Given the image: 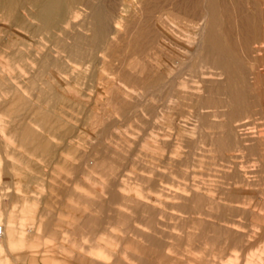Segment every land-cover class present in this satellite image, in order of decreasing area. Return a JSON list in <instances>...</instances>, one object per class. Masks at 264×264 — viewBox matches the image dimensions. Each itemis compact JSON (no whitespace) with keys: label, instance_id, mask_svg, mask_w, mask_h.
Instances as JSON below:
<instances>
[{"label":"rangeland","instance_id":"374dc122","mask_svg":"<svg viewBox=\"0 0 264 264\" xmlns=\"http://www.w3.org/2000/svg\"><path fill=\"white\" fill-rule=\"evenodd\" d=\"M132 1L133 0H87V5L90 9H86V11L88 14L90 13V16L92 15L91 18H93L94 21L87 14L88 18L85 19L86 22L96 23V21L100 20V22L103 23L104 19L106 21L111 20L110 22L108 21L110 25L104 20L107 24L104 23L102 27H100L103 30L101 37V39H103V44L98 47L97 51L95 50L96 52L93 50V53H95L94 55L98 57V59L95 56H93L94 58H90V60L88 59L90 62L87 60L88 63L84 66V68H86L85 73L79 76L76 75L77 79L74 77L75 74L70 75L67 73L69 74L67 75L66 72L63 73L58 71V67L56 68V66L54 67L52 65L56 61L55 59L57 56L53 58L54 61L49 57L48 66L39 68L36 64V57H39V53L43 54L49 51L38 43L41 41L43 35H38L40 38L38 36H31L24 29L11 25L7 19H0V40L2 41V39L8 35L9 40H15L12 42L3 39L7 47L0 45V90H2V93L0 92V102H7L4 106L3 104L0 105L1 107L3 106L2 109L0 107V110L2 112L5 110L4 113H7H0V118L10 120L13 116L18 120L20 119V122L24 123V125L29 124L30 127H37L35 130L39 129V131L48 136L51 142L49 145L50 150L48 149L46 151L47 153H45V155L43 154L44 157L39 154H36L37 156L33 154L28 155L24 149L18 152L10 146H0L1 149L3 148L2 150L0 149V225L5 229L8 228V225L16 228V233H14L10 239H5L0 236V264H90L85 258L87 253L91 250L97 253L102 247L103 250L101 252L103 253L104 251L103 255L106 257L110 252L113 254V257L110 258L112 264H114V262L115 264H226L229 260H235L233 264H264V210L261 209V206L264 209V146H261L259 148L260 151L257 150L258 152H251V150L244 148L242 145L236 144L235 140L229 137L228 134L226 135L230 130L229 127H233V122H235L234 120L236 119L238 120H236L234 126L239 123H244L251 130H264V76L256 78V76L251 75V73L255 74L257 72L264 74V64L258 66L256 63L245 61L246 56L251 57V55L256 54L251 50L250 43L249 45L247 44V39L249 38L248 30L249 28L251 29L253 24L257 23L256 19L253 20V18L247 17L245 8L243 7V1L239 0V2H241H238L239 5L236 3V6L240 8L237 11L238 8L236 10L234 9L236 6L231 7V5H234V3H231V0H220V4H222L220 13L222 12L221 16L224 21H222L221 28L219 32L217 31V34L219 37L220 35H225V37H220H223L221 40L226 41H221L222 47L225 44L226 46L223 47L225 49L229 44L226 50L229 51L230 49L232 54L234 53V55L240 58L238 63V65L240 64L239 66L235 65V68L231 66L234 72L230 69V66L227 67L228 78L225 83H229V85L227 84L228 86H226L225 84V86L229 89L231 87L232 90H230V92L226 89L227 96H222L217 89H220L221 86L214 87L207 92L203 90L205 87L204 85L208 84V79H217L220 77L213 74L217 72L216 69H214L216 66L215 63H213L211 59L207 61L204 60L205 58H202L204 55H198V53L200 55L204 53L203 46L206 45V41L200 43L197 39L202 30L200 16L205 13L201 0H137L138 2L134 0V3ZM131 4L134 10L128 7ZM184 6L188 9V15H190V17L186 16V18H184L185 14L183 11L181 12ZM169 7L171 11H168ZM179 9H181L180 12L182 14H180ZM232 9L235 11L233 10L234 12H232ZM226 10H229V12ZM239 11H242V14L245 15H239L241 13ZM170 14L171 16L169 17L168 15ZM237 14V18L234 17ZM1 15L0 13V17ZM71 16L73 17V14ZM191 16H193V20L189 19ZM120 17L124 18L122 22H124L123 30L126 36L125 40L130 37L128 41H125L129 43H127V45L124 41H122L124 42L123 44L122 42L113 41L118 38L116 35L111 34V31L115 30L112 28L113 24H115L114 20L116 19L119 21ZM239 17H241V19ZM183 21L187 22L189 26ZM188 21L192 22L189 23ZM241 21L244 22V26L243 24L239 26L240 23H243ZM179 22L181 23L175 25V23ZM163 23H166V26H164L165 24L163 25ZM199 23L201 25H199ZM90 25L93 28L92 24L87 23L88 27L85 24V27L79 29L90 35ZM106 26L112 29H106ZM242 26L243 28H241ZM104 27L105 29H103ZM194 27L198 28V30ZM244 28L245 30H243ZM191 29H194V32ZM6 30L10 31L7 33ZM164 32L170 36H165L166 33ZM238 32L241 35H239ZM17 35L20 36L18 37ZM131 42H133V44ZM102 46L104 47L102 48ZM196 46L198 49L200 48L203 50V52L200 51V49L198 50ZM61 47L62 46L54 47L50 52L52 55H65V48L64 51H60L63 50V47ZM10 49L11 51L13 50V56L10 54ZM188 50L190 51L188 52ZM192 50H194V52ZM7 53L10 56L7 55ZM16 53H18V56ZM30 53L33 55H30ZM188 54L191 55V59H189ZM5 55H7V57ZM241 55H243V57ZM13 57L18 59L15 60ZM8 58L12 59L11 62ZM178 59H182V61ZM60 60L63 61L61 58ZM201 60L202 63L200 62ZM204 63L208 64L206 65ZM77 68L83 69L82 66H78ZM37 69H40L38 75L36 74ZM229 69L232 72H229ZM96 71L98 74H96ZM204 72H206V75ZM210 73L211 75L213 74L212 77ZM164 75L166 77L168 76V78ZM68 76L69 78H67ZM81 76L85 78L84 80L82 77L83 82H81ZM122 76L124 77L122 78ZM139 76H141V80ZM72 77L74 80L76 79L77 82L78 79H80V84L79 82L76 83ZM159 77L161 79L157 80ZM128 79H131V81ZM148 79H152V83L155 84H152ZM65 81H67L66 84ZM137 81L139 84L136 83ZM168 82L169 85H166ZM172 82H174V85ZM107 83H110V86ZM148 83L150 86H154H149V88L147 87V85H149ZM162 83L165 84L163 85ZM69 84L70 87H68ZM13 86L16 88L14 89ZM5 87L6 89L4 90ZM63 87L73 89L75 92L76 97L72 102L70 101L72 96L68 92H63L61 90ZM23 89H25V91ZM42 89H45V91L40 93L43 91ZM197 89L199 90L196 94L195 92ZM18 90L20 92H18ZM107 90H109V100L105 102L108 96L106 95ZM116 91L118 92L117 94L115 93ZM232 91L233 94H231ZM3 92L6 93L5 96ZM27 92H31L32 94H28ZM52 92L55 93L52 94ZM62 92L66 98L61 97L60 94ZM166 92L170 93L166 95ZM171 92H173L172 95H170ZM182 92L184 94H182ZM185 92L189 93L187 94ZM200 92L204 94L203 97ZM11 93L15 96H9ZM23 93L25 96H22ZM48 93L50 95H48ZM194 93L199 95V97ZM27 94L29 96H27ZM41 95L44 96L42 97ZM191 95L194 96L192 97ZM208 96L212 97L211 100H207V98H209ZM52 97H54L53 101L50 99ZM68 97L70 99H68ZM28 98L31 100L30 102ZM110 98L115 105L111 103ZM115 98L117 101H115ZM15 99L17 100L14 101ZM48 100L50 101L49 103ZM118 101L122 103V105H120ZM24 103H28L27 106H31H26L25 108V105H23ZM191 103L197 104L194 106V104ZM55 106L58 108H55ZM35 107L36 109L40 108L41 111H48L53 118H56L55 116H57V114L63 116V118L68 120L67 122L65 119L66 123L70 122L71 124L69 123L68 126L63 123L62 125H56L54 122L35 121V123L39 125L36 126L33 123L35 115L33 114L34 112L32 113ZM14 108L15 110H11ZM7 109L9 112L12 111L11 116L8 114ZM14 111L18 113L17 115L14 113L16 117L13 115ZM181 112L184 113H182V115H184L185 118L180 114ZM193 113L197 116H195V119H193ZM87 115L93 119L89 118ZM202 115L210 116L202 117ZM66 116L69 117L71 121ZM228 116L231 117L229 118ZM219 117L222 119H219ZM28 118L30 119L28 120ZM86 118H89V120ZM94 120L97 121V124ZM225 121L228 128L224 124ZM218 122H221L222 125ZM95 124L97 126L100 124L99 128L95 127ZM196 124L198 126H196ZM52 125H56L54 126L55 128L52 127ZM101 125L109 128L105 129L104 126L101 127ZM175 125L178 126L176 127ZM206 125L208 127H206ZM216 125L218 126L217 128ZM65 126H67V128L69 127V130ZM185 126L190 128L186 129ZM100 128L105 130L103 131ZM67 130L68 132H66ZM190 130L192 133H195L192 134L188 132ZM181 131L184 133L182 134ZM222 131L226 133H222ZM101 132H103V134ZM205 132L210 134V136H207ZM69 134L70 136L68 137ZM157 135L163 138L161 139V137L159 138ZM177 135L180 137L178 138ZM69 138H71V140ZM203 138H206L204 140H206V143L209 145L202 143L204 141L202 140ZM216 138L218 143H216ZM227 138H229V141L225 140ZM165 139L166 141L162 143L161 140ZM78 140L83 143L81 144L82 146L78 144ZM210 140L213 141L211 142ZM222 140L224 142H222ZM150 145L155 148L150 147ZM56 146L60 151H58ZM162 148L166 149L163 150ZM53 149L54 151L51 152ZM206 149H208V151H206ZM179 154H181V164L176 166L175 163L171 162L173 161L171 160V156L177 157ZM12 162H14V164H12ZM235 162L237 167L239 163L241 169L244 168V171L247 172L240 175L232 171L234 169V167L232 169V166H234ZM6 164L7 168L4 167ZM186 164L188 165L185 166ZM240 166L238 168H240ZM102 167H104L109 174L106 178L99 177L97 173V170ZM169 167L171 169H169ZM150 168L152 169L150 170ZM162 168L163 170H160ZM166 169L169 170L163 175L164 181L162 179V183L167 186L168 189L177 190L176 181L189 183L191 177L195 176L194 179L203 183L205 189L202 191L208 195L210 194L209 197L213 198L212 201L207 204L206 201H204L207 199L201 197L200 202L197 203L198 206L195 204L197 201H194L195 203L190 204L191 202H189L184 205V207H175V209L171 206V208H173L171 209L169 205L158 203L156 200L157 197H160L164 201H174L167 196V189L162 192L155 189L150 182L137 187L134 184V186H132L129 182L134 179L136 174H144L143 176L145 177H154L155 170L165 173ZM82 170H86V173H91V175L88 173L83 174L85 171L83 172ZM170 170L175 172L173 173ZM227 170H230L231 173L225 172ZM14 172H23L28 176L45 178V182L40 181L41 183L36 182L32 185V188L38 191L40 196H43L39 198L41 201L35 199L36 201L38 200V202H35V200L22 202L18 197L14 199L8 197L7 191H15L13 187L10 188L7 186L10 183L9 180H12ZM183 172L186 173L184 174ZM176 173L178 174L176 175ZM50 174H53V176ZM83 176H85V178ZM50 177L53 180H51ZM248 177L249 179H247ZM54 179L56 180L54 181ZM95 179H101L106 187H97L98 181ZM23 180L24 179H22V181ZM71 181H73V183H71ZM48 183L55 185V190L53 187H50ZM43 184L48 185L44 186ZM86 184L89 187L86 186ZM241 195H243V198ZM235 197L238 198L236 199ZM134 199L136 200L134 201ZM227 206L231 208L228 209ZM237 210L241 211L238 212ZM249 211L251 213H249ZM259 212L262 213V215H260ZM238 213L241 215H238ZM7 216H10L11 220L7 221L9 218H6ZM39 218L43 224V226H41L44 227L45 225L48 231L47 233L44 234L42 232V234L39 232L35 234L37 235L35 237V235L30 236L26 232H21V227L26 229L29 226L28 224L33 222L32 220L38 222ZM230 218L237 222L236 225L238 226L236 227L239 228V233L236 234L235 237H232L233 233L225 227V225H230L227 223L232 222ZM110 234L111 237L109 236ZM101 238H103V241L100 240ZM11 242H14L15 246L7 250ZM104 244L106 248L103 246ZM92 246H94V249ZM87 247L91 250L89 248L87 249Z\"/></svg>","mask_w":264,"mask_h":264},{"label":"bare ground","instance_id":"6f19581e","mask_svg":"<svg viewBox=\"0 0 264 264\" xmlns=\"http://www.w3.org/2000/svg\"><path fill=\"white\" fill-rule=\"evenodd\" d=\"M137 1V0H136ZM148 1V0H147ZM185 1V0H184ZM200 1V0H199ZM228 1H230V0H228ZM241 1H243L242 3L244 4V8H245V12H246V14H247V17L249 16L250 18H253V20L254 19H256V24H251L252 26H251V29L249 28V33H248V35H249V41H248V39H247V44L249 45V43H250V47H251V50L254 52V53H256V54H253V55H251V57L249 56V57H247L246 56V58H245V61H248L249 63L251 62V63H256L258 66H260V65H263L264 64V0H241ZM89 2V1H88ZM87 0H0V13L2 14L1 15V17H0V19H7L9 22H10V24L11 25H13V26H16V27H19V28H22V29H24L27 33H29L31 36L33 35V36H38V35H43V37H42V39H41V41L40 42H38V43H40L45 49H48L49 51H47V52H45V53H43V54H41V53H39V57H36L37 59V65H38V67L39 68H43V67H45V66H48V59H50L49 57H51L52 58V60L54 61V57H56L57 56V58L55 59L56 61L52 64L54 67L56 66V68L58 67V71H61V72H66V74L67 73H69L70 75H74L75 74V78L77 79V77H76V75H83L84 73H85V70H86V68H84V66H85V64L86 63H88L87 62V60L89 59L90 60V58H92L93 56H95L94 54L95 53H93V50L95 51H97V49H98V47L100 46V45H102L103 44V39H101V37H102V33H103V30L100 28V27H102V25L105 23L104 22V20H103V23L102 22H100V20H98V21H96V23L95 22H91L92 20L91 19H93V18H91L92 17V15L90 16V13L88 14L87 13V11H86V9H90V7L87 5ZM133 3H134V0L132 1ZM138 2V1H137ZM179 2V1H178ZM188 2V1H187ZM186 2V3H187ZM201 2H202V4H203V7H204V11H205V13H204V15H202V16H200L201 18V24H202V30L200 31L201 33H200V35L198 34V32H197V34L200 36H198L197 37V39H198V41L200 42V43H203L204 41H206V45L205 46H203L204 47V53L203 54H199L198 53V55L199 56H202V55H204V57H202V58H205L204 60H210L211 59V61L213 62V63H215V68L214 69H216V71L217 72H215V73H213L214 75H217L218 77H220V78H217V79H213V78H211V79H208L207 80V82H208V84L207 85H204L205 87L203 88V90L205 91V92H207V91H209V90H211V89H213L214 87L216 88L217 86H221L220 87V89L219 88H217L218 89V92H219V94L220 95H226V89L228 90V91H230V90H232L231 89V87H230V89L228 88V87H226V86H228L229 85V83H225V82H227V78H228V71H227V67H229L230 66V69H231V66L233 67V68H235V65H238V63H239V61H240V58H238L236 55H234V53L232 54L231 52H230V49H229V51L228 50H226V48H228V45H227V47L224 49L223 47L224 46H226L225 44H224V46L222 47V45H221V41H223V40H221V39H223V37H225V35L223 34V35H220V37L221 36H223L222 38H220L219 36H218V32H219V30H220V28H221V25H222V21H224V20H222V12L220 13V10H221V5L222 4H220V0H201ZM239 0H231V3L233 4L234 3V5H231V7L232 6H236L237 4L239 5V3H241V2H239ZM93 3V2H92ZM175 3V2H174ZM237 3V4H236ZM184 4V3H183ZM225 4V3H224ZM223 4V5H224ZM143 5V4H142ZM181 5V4H180ZM225 6V5H224ZM130 9H132V10H134V8H132L133 7V5L131 4V5H129L128 6ZM171 7V6H170ZM169 7V9H168V11H171V8ZM189 7H190V5H189ZM166 8V7H165ZM177 8H179V7H177ZM234 8V7H233ZM238 8V6H236L234 9L236 10ZM176 9V8H175ZM182 9V8H181ZM181 9H179V12H180V10ZM190 9H191V7H190ZM195 9V8H194ZM234 9H232V12H234L235 10ZM240 8H238L237 9V11L239 10ZM174 10V9H173ZM177 10V9H176ZM192 10V9H191ZM234 10V11H233ZM131 11V10H130ZM167 11V10H166ZM183 11V13L185 14V17H184V14H183V17L184 18H186V16H189L190 17V15H188L189 14V12H188V9H186L185 8V6H184V8L181 10V12ZM227 12H229V10H226ZM244 11V10H243ZM162 12V11H161ZM174 12H176V11H174ZM180 12V14H182ZM239 12H241L239 15H245V14H242V11H239ZM202 13H203V11H202ZM225 13V12H224ZM237 13V12H236ZM73 14V17L71 16ZM87 14L89 15V17L91 18L89 21L91 22V23H89V22H86V20L85 19H87L88 17H87ZM200 14H201V12H200ZM199 14V15H200ZM112 15V14H111ZM162 15H164V14H162ZM224 15V14H223ZM97 16H99V15H97ZM96 16V17H97ZM165 16V15H164ZM169 17L171 16V14L170 15H168ZM178 16H180V15H178ZM193 16H194V14H193ZM193 16H191V18H189V19H191V20H193L192 18H193ZM236 16H238V14L237 15H235L234 17H236ZM137 17V16H136ZM181 17H182V15H181ZM246 17V16H245ZM248 17V18H249ZM114 18V17H113ZM157 18V17H156ZM174 18V17H173ZM237 18V17H236ZM240 19H241V17H239ZM238 18V19H239ZM102 19V18H101ZM124 18H122V17H120L119 18V21H117L116 19L114 20L115 21V24H113V26H112V28H113V30L114 31H111V34H114V35H116L117 36V38L118 39H120V40H113V41H118V42H122V41H128V39L130 38V37H128V39L127 40H125V38H126V36H125V32H124V22H122V20H123ZM170 19H172V18H170ZM195 19V18H194ZM225 19V18H224ZM230 19V18H229ZM247 19V18H246ZM96 20V19H95ZM111 20V19H110ZM110 20H108L109 22H110ZM177 20H179V19H177ZM181 20V19H180ZM197 20V19H196ZM93 21H94V19H93ZM106 21V20H105ZM108 21H106L107 23H108ZM130 21V20H129ZM169 21V20H168ZM173 21V20H172ZM176 21V20H175ZM225 21H226V19H225ZM233 21V20H232ZM240 21V20H239ZM2 22H3V20H2ZM128 22V21H127ZM177 22V21H176ZM184 22V21H183ZM189 22V21H188ZM192 22V21H191ZM191 22H189V23H191ZM241 22H243V21H241ZM87 23L88 24H92L93 25V28L91 27V25H90V35H88L87 33H85V31H81L79 28H83V27H85V24H86V26H87ZM107 23H105V24H107ZM113 23V22H112ZM181 22H179V23H175V25L176 24H180ZM184 23H187V22H184ZM199 23V25H201ZM227 23V22H226ZM228 23H229V21H228ZM233 23V22H232ZM236 23V22H235ZM252 23V22H251ZM9 24V25H10ZM109 24V23H108ZM154 24V23H153ZM165 24V25H164ZM188 24V23H187ZM186 24V25H187ZM194 24H195V22H194ZM196 24H198V23H196ZM241 24H243V26H244V22L243 23H240L239 24V26H241ZM110 25V24H109ZM155 25V24H154ZM163 25L164 26H166V23H163ZM237 25V24H236ZM246 25V24H245ZM248 25V24H247ZM105 26V25H104ZM179 26V25H178ZM182 26V25H181ZM188 26H189V24H188ZM234 26V25H233ZM243 26L241 27V28H243ZM88 27V26H87ZM168 27V26H167ZM183 27V26H182ZM182 27H180V28H182ZM185 27V26H184ZM249 27V26H248ZM247 27V28H248ZM92 28V29H91ZM111 28V29H112ZM178 28V27H177ZM189 28V27H188ZM195 28V27H194ZM240 28V27H239ZM238 28V29H239ZM246 28V27H245ZM245 28L243 29V30H245ZM8 29V28H7ZM103 29H105V27L103 28ZM106 29H110V28H108L107 26H106ZM110 29V30H111ZM169 29V28H168ZM176 29V28H175ZM174 29V30H175ZM195 29H197L198 30V28H195ZM236 29V28H235ZM83 30V29H82ZM127 30V29H126ZM125 30V31H126ZM183 30V29H182ZM192 30V29H191ZM194 30V29H193ZM192 30V31H193ZM196 30V31H197ZM7 31V30H6ZM8 31H10V30H8ZM8 31H7V33H8ZM15 31V30H14ZM23 31V30H22ZM108 31V30H107ZM128 31V30H127ZM126 31V32H127ZM180 31V30H179ZM218 31V32H217ZM228 31V30H227ZM87 32V31H86ZM194 32V31H193ZM12 33V32H11ZM15 33V32H14ZM18 33V32H17ZM24 33V32H23ZM132 33V32H131ZM164 33H166V32H164ZM171 33V32H170ZM180 33V32H179ZM172 34V33H171ZM192 34H194V33H192ZM238 34H239V32H238ZM11 35H13V34H11ZM25 35V34H24ZM158 35V34H157ZM167 35H169V34H167L166 33V35L165 36H167ZM239 35H241V34H239ZM3 36V35H2ZM9 36V35H8ZM4 37L3 39L4 40H9V37ZM18 36V35H17ZM20 36V35H19ZM18 36V37H19ZM26 36V35H25ZM30 36V37H31ZM147 36V35H146ZM170 36V35H169ZM186 36V35H185ZM196 36V35H195ZM195 36H193V37H195ZM229 36V35H228ZM238 36V35H237ZM10 37H12V36H10ZM39 37V36H38ZM140 37V36H139ZM21 38V37H20ZM33 38V37H32ZM40 38V37H39ZM165 38V37H164ZM168 38V37H167ZM171 38V37H170ZM173 38V37H172ZM178 38V37H177ZM2 39V41L0 40V45H2V46H6V44H4V40ZM16 39V38H15ZM28 39H30V38H28ZM197 39H196V41H197ZM204 39H206V40H204ZM225 39V38H224ZM13 40L14 39H10L9 41H12L13 42ZM17 40V39H16ZM20 40V39H19ZM31 40V39H30ZM34 40V39H33ZM40 40V39H39ZM166 40V39H165ZM171 40V39H170ZM193 40H195V39H193ZM15 41V40H14ZM32 41V40H31ZM172 41V40H171ZM186 41H188V40H186ZM195 41V42H196ZM237 41V40H236ZM20 42V41H19ZM112 42V41H111ZM124 42H122V44L124 43ZM129 42H130V40H129ZM168 42V41H167ZM179 42V41H178ZM184 42V41H183ZM194 42V43H195ZM199 42H197V43H199ZM223 42H226L225 40L223 41ZM16 43V42H15ZM23 43H25V42H23ZM23 43H21V44H23ZM26 43H27V41H26ZM33 43V42H32ZM126 43V45H127V43L128 42H125ZM132 44H133V42H131ZM180 43V42H179ZM194 43H193V45H194ZM235 43V42H234ZM242 43V42H241ZM17 44H19V43H17ZM30 44V43H29ZM34 44V43H33ZM36 44V43H35ZM113 44V43H112ZM129 44V43H128ZM238 44V43H237ZM20 45V44H19ZM28 45V44H27ZM108 45H109V43H108ZM119 45V44H118ZM182 45V44H181ZM233 45V44H232ZM32 46V45H31ZM36 46V45H35ZM59 46H62L63 47V50H60V51H64V48H65V52H66V54L65 55H52V53L50 52V50H52L54 47H59ZM142 46V45H141ZM198 46V45H197ZM196 46V47H197ZM234 46V45H233ZM7 47V46H6ZM11 47H13V46H11ZM20 47H23V46H20ZM24 47H25V44H24ZM41 47V46H40ZM61 47V48H62ZM86 47V48H85ZM104 46H102V48H103ZM182 47H183V45H182ZM200 47V46H199ZM37 48V47H36ZM101 48V47H100ZM109 48H110V46H109ZM186 48H188V47H186ZM230 48V47H229ZM2 49V48H1ZM13 49V48H12ZM43 49V48H42ZM134 49V48H133ZM189 49V48H188ZM193 49H194V47H193ZM197 49H198V47H197ZM196 49V50H197ZM200 49V48H199ZM198 49V50H199ZM233 49V48H232ZM3 50V49H2ZM23 50V49H22ZM40 50V49H39ZM54 50H57V49H54ZM127 50V49H126ZM186 50V49H185ZM10 51H11V49H10ZM13 51V50H12ZM12 51L10 52V54L12 55ZM20 51V50H19ZM41 51V50H40ZM43 51V50H42ZM58 51V50H57ZM56 51V52H57ZM95 51V52H96ZM190 50H188V52H189ZM193 52H194V50H192ZM200 51H202L203 52V50H201L200 49ZM26 52V51H25ZM29 52V51H28ZM252 52V53H253ZM23 53V52H22ZM38 53V52H37ZM112 53V52H111ZM196 53V52H195ZM251 53V54H252ZM1 54V53H0ZM6 54V53H5ZM18 53H16V55H17ZM60 54V53H59ZM153 54V53H152ZM162 54V53H161ZM184 54H186V53H184ZM241 54H243V53H241ZM7 55H9L8 53H7ZM7 55H5L6 57H7ZM24 55V54H23ZM30 55H33V54H31L30 53ZM37 55V54H36ZM189 55V54H188ZM191 55H192V52H191ZM191 55H189V59H191L190 58V56ZM196 55V54H195ZM3 56V55H2ZM10 56V55H9ZM13 56V55H12ZM18 56V55H17ZM98 56V55H97ZM187 56V55H186ZM242 57H243V55H241ZM4 57V56H3ZM28 57V56H27ZM96 57V56H95ZM128 57V56H127ZM180 57V56H179ZM182 57V56H181ZM196 57H197V55H196ZM195 57V58H196ZM244 57H245V54H244ZM59 58V59H58ZM60 58L63 60V61H61L60 60ZM94 58V57H93ZM97 59H98V57H96ZM169 58V57H168ZM174 58V57H173ZM175 58H177V57H175ZM201 58V57H200ZM9 60H10V62H11V60L12 59H10V58H8ZM13 59H15L14 57H13ZM16 59H18V58H16ZM15 59V60H16ZM23 59H25V58H23ZM186 59V58H185ZM197 59H199V58H197ZM15 60H14V62H15ZM52 60H50V61H52ZM88 60V61H89ZM91 60H93V59H91ZM103 60V59H102ZM176 60V59H175ZM179 60V59H178ZM181 61H182V59H180ZM179 60V61H180ZM200 60V59H199ZM203 60V59H202ZM202 60L200 61L201 63H202ZM35 61V60H34ZM49 61V62H50ZM123 61V60H122ZM173 61V60H172ZM242 61V60H241ZM90 62V61H89ZM93 62V61H92ZM103 62V61H102ZM99 63V62H98ZM174 63H176V62H174ZM178 63V62H177ZM181 63V62H180ZM183 63V62H182ZM204 64H206V63H204ZM208 64V63H207ZM206 64V65H207ZM210 64V63H209ZM13 65V64H12ZM180 65H182V64H180ZM179 65V66H180ZM184 65V64H183ZM240 65V64H239ZM238 65V66H239ZM250 65V64H249ZM256 65V66H257ZM30 66V65H29ZM78 66H82V68L83 69H78L77 67ZM87 66V65H86ZM107 66V65H106ZM109 66H111V65H109ZM121 66V65H120ZM138 66V65H137ZM33 67V66H32ZM37 67V66H36ZM171 67V66H170ZM177 67H178V65H177ZM181 67V66H180ZM210 67H211V65H210ZM122 68H123V66H122ZM132 68V67H131ZM30 69V68H29ZM46 69V68H45ZM230 69H229V72H234V69H231L232 71H230ZM41 70H44V69H41ZM124 70H125V68H124ZM153 70V69H152ZM155 70V69H154ZM178 70V69H177ZM182 70V69H181ZM98 71V70H97ZM96 71V72H97ZM215 71V70H214ZM25 72V71H24ZM32 72V71H31ZM40 72V69H37V71H36V74L38 75V73ZM156 72V71H155ZM170 72H171V70H170ZM177 72V71H176ZM49 73V72H48ZM99 73H101V72H99ZM113 73V72H112ZM119 73V72H118ZM178 73V72H177ZM181 73H183V72H181ZM209 73V72H208ZM69 74H67V75H69ZM96 74H98V72L96 73ZM142 74V73H141ZM151 74V73H150ZM153 74V73H152ZM156 74V73H155ZM179 74V73H178ZM204 74L206 75V72H204ZM213 74L211 75V73H210V75H211V77L213 76ZM26 75L28 76V74L26 73ZM32 75H34V74H32ZM31 75V76H32ZM125 75V74H124ZM128 75V74H127ZM165 75H167V74H165ZM164 75V76H165ZM180 75V74H179ZM208 75V74H207ZM251 75H254V76H256V78L257 77H263L264 76V74L263 73H259V72H257V73H255V74H252L251 73ZM21 76V75H20ZM30 76V77H31ZM63 76L65 77V75L63 74ZM121 76V75H120ZM142 76V75H141ZM141 76H139L140 77V80L142 79L141 78ZM162 76V75H161ZM160 76V77H161ZM164 76H163V80H164ZM223 76H224V78H223ZM231 76V75H230ZM29 77V76H28ZM83 76H81L80 78H82ZM95 77V76H94ZM102 77V76H101ZM124 76H122V78H123ZM139 77H138V79H139ZM158 78L157 80H159V79H161V78ZM166 77V76H165ZM233 77V76H232ZM231 77V78H232ZM24 78V77H23ZM32 78V77H31ZM30 78V79H31ZM67 78H69V76L67 77ZM73 78V77H72ZM84 78V77H83ZM83 78H82V81L81 82H83ZM103 78V77H102ZM144 78V77H143ZM146 78V77H145ZM147 78H149V77H147ZM166 78H168V76L166 77ZM202 78V77H201ZM204 78V77H203ZM206 78V77H205ZM208 78H210V77H208ZM215 78V77H214ZM231 78H230V80H231ZM264 78V77H263ZM263 78H262V80H263ZM3 79H5V78H3ZM9 79V78H8ZM25 79V78H24ZM33 79V78H32ZM38 79V78H37ZM62 79V78H61ZM74 80V78H73V80L76 82V83H78L79 82V84H80V79H78V82H77V80ZM97 79V78H96ZM124 79H126V78H124ZM153 79V78H152ZM149 80L151 83H152V81L153 80ZM207 79V78H206ZM261 79V78H260ZM67 80V79H66ZM69 80V79H68ZM84 80H85V78H84ZM106 80V79H105ZM110 80V79H109ZM129 80V79H128ZM156 80V79H155ZM156 80V81H157ZM201 80V79H200ZM21 81V80H20ZM29 81V80H28ZM97 81V80H96ZM127 81V80H126ZM129 81H131V79L129 80ZM133 81V80H132ZM204 81H205V79H204ZM10 82V81H9ZM30 82V81H29ZM66 82L67 81H65V84H66ZM73 82V81H72ZM74 82V83H75ZM139 82H141V81H139ZM149 82V83H150ZM161 82H163V81H161ZM196 82H199V81H196ZM11 83V82H10ZM31 83H32V81H31ZM70 83V82H69ZM111 83H113V82H111ZM129 83V82H128ZM131 83V82H130ZM136 83H138V81L136 82ZM136 83H134V84H136ZM148 83V84H149ZM150 83V84H151ZM174 82H172V84H173ZM25 84H27V83H25ZM72 84V83H71ZM108 85L110 84V83H107ZM126 84H127V82H126ZM139 84V83H138ZM141 84H143V83H141ZM140 84V85H141ZM150 84L149 85H147V87H149L150 86ZM152 84H155V83H152ZM158 84V83H157ZM163 85L165 84V83H162ZM162 84H161V86H162ZM183 84V83H182ZM202 84H203V82H202ZM225 84H226V86H225ZM3 85V84H2ZM10 85V84H9ZM55 85V84H54ZM166 85H169V82L168 83H166ZM174 85V84H173ZM22 86V85H21ZM67 86V85H66ZM73 86H75V85H73ZM87 86V85H86ZM110 86V85H109ZM134 86V85H133ZM138 86V85H137ZM151 86H154V85H151ZM150 86V87H151ZM176 86V85H175ZM1 87V86H0ZM3 87H4V85H3ZM8 87V86H7ZM14 87V86H13ZM18 87V86H17ZM68 87H70V84H69V86ZM77 87V86H76ZM113 87H114V85H113ZM149 87V88H150ZM163 87V86H162ZM172 87V86H171ZM193 87V86H192ZM16 87H14V89H15ZM75 88V87H74ZM116 88V87H115ZM155 88H157V87H155ZM194 88V87H193ZM6 89V87L4 88V90ZM19 89V88H18ZM25 89H26V87H25ZM25 89H23L24 91H25ZM39 89V88H38ZM134 89V88H133ZM187 89H189V88H187ZM17 90V89H16ZM20 90V89H19ZM18 90V92H20ZM43 91H41L40 93H42V92H44L45 91V89H42ZM63 92H68L71 96H72V98H71V102L74 100V98L76 97L75 96V92L73 91V89H70V88H67V87H63L62 89H61ZM77 90V89H76ZM174 90H176V89H174ZM191 90V89H190ZM195 90V89H194ZM198 90L199 89H197V91L195 92L196 94H197V92H198ZM202 90V89H201ZM202 90V91H203ZM216 90V89H215ZM27 91V90H26ZM112 91V90H111ZM173 91V90H172ZM0 92L2 93V90H0ZM6 92V91H5ZM17 92V91H16ZM18 92H17V94H18ZM63 92L60 94L61 95V97H64V98H66L64 95H63ZM129 92V91H128ZM181 92V91H180ZM217 92V91H216ZM231 92V91H230ZM4 93V92H3ZM13 93V92H12ZM11 93V95H9V96H12L13 94ZM22 93V92H21ZM28 94H30L29 92H27ZM38 93V92H37ZM53 93H55V92H52V94ZM68 93H67V95H68ZM112 93V92H111ZM116 94L118 93L117 91L115 92ZM168 93H170V92H168ZM167 92H166V95L168 94ZM172 93L173 92H171V94L170 95H172ZM185 93H187V92H185ZM189 93V92H188ZM187 93V94H188ZM194 93V94H195ZM201 93V92H200ZM5 94L6 93H4L3 95L5 96ZM9 94V93H8ZM27 94V96H29ZM32 94V93H31ZM57 94V93H56ZM181 94V93H180ZM182 94H184L183 92H182ZM181 94V95H182ZM193 94V93H192ZM195 94V95H196ZM202 94V93H201ZM231 94H233V91H232V93ZM19 96H20V94H18ZM38 95V94H37ZM48 95H50L49 93H48ZM65 95H66V93H65ZM106 95H108L106 98L107 99H105V102H106V100H109V90H107V92H106ZM121 95V94H120ZM186 95V94H185ZM208 95V94H207ZM263 95V94H262ZM7 96V95H6ZM9 96H7V97H9ZM13 96H15V95H13ZM22 96H25L24 95V93L22 94ZM27 96H26V99H27ZM42 96V95H41ZM44 96V95H43ZM42 96V97H43ZM175 96V95H174ZM183 96V95H182ZM187 96V95H186ZM192 96V95H191ZM194 96V95H193ZM192 96V97H193ZM196 96H198L199 97V95H196ZM195 96V97H196ZM204 96V94H202V97ZM206 96V95H205ZM227 96V95H226ZM0 97H1V95H0ZM17 97V96H16ZM167 97V96H166ZM176 97V96H175ZM189 97V96H188ZM209 97V96H208ZM217 97V96H216ZM218 97H219V95H218ZM3 98V97H2ZM18 98V97H17ZM31 98V97H30ZM54 97H52V98H50V99H52V101L54 100L53 99ZM117 98V97H116ZM115 98V101H117V99ZM119 98V97H118ZM172 98V97H171ZM211 98L212 97H209V98H207V100H211ZM222 98H224V97H222ZM1 99V98H0ZM7 99V98H6ZM20 99V98H19ZM22 99V98H21ZM44 99H46V98H44ZM68 99H70L69 97H68ZM113 99V98H112ZM180 99H181V97H180ZM183 99V98H182ZM200 99H202V98H200ZM225 99H226V97H225ZM230 99V98H229ZM10 100V99H9ZM9 100H8V102H9ZM13 100V99H12ZM17 99H15L14 101H16ZM95 100V99H94ZM121 101H122V99H120ZM206 100V101H207ZM228 100V99H227ZM11 101V100H10ZM28 101L30 102L31 100H29V98H28ZM83 101V100H82ZM110 101H111V103H112V100H111V98H110ZM114 101V100H113ZM192 101V100H191ZM191 101H189V102H191ZM50 101L48 100V103H49ZM60 102V101H59ZM93 102V101H92ZM119 102V101H118ZM122 102H124V101H122ZM182 102V101H181ZM212 102H213V100H212ZM5 103H7L6 101L5 102H3L2 101V103L0 102V105L1 104H3V106H4V104ZM22 103V102H21ZM74 103V102H73ZM120 103V102H119ZM210 103V102H209ZM27 104L28 103H24L23 105H25L24 107L26 108V106H27ZM33 104V103H32ZM40 104V103H39ZM67 104V103H66ZM108 104V103H107ZM113 104V103H112ZM181 104V103H180ZM189 104V103H188ZM187 104V105H188ZM191 104H194V103H191ZM195 104H197V103H195ZM195 104H194V106H195ZM10 105V104H9ZM12 105V104H11ZM30 105V104H29ZM43 105V104H42ZM59 105V104H58ZM57 105V106H58ZM68 105V104H67ZM70 105V104H69ZM113 105H115V104H113ZM120 105H122V103H120ZM120 105H119V107H120ZM176 105V104H175ZM199 105V104H198ZM219 105V104H218ZM228 105H230V104H228ZM2 106V107H3ZM6 106V105H5ZM31 106V105H30ZM30 106H27V107H30ZM33 106H34V104H33ZM44 106V105H43ZM48 106V105H47ZM133 106L135 107V105L133 104ZM1 107V106H0ZM2 107H1V109H2ZM104 107V106H103ZM213 107V106H212ZM225 107H227V106H225ZM224 107V108H225ZM42 108V107H41ZM55 108H58V107H56L55 106ZM199 108H200V105H199ZM199 108H198V111H199ZM202 108V107H201ZM219 108H221V107H219ZM228 108V107H227ZM31 109V108H30ZM43 109H44V107H43ZM115 109H116V107H115ZM207 109V108H206ZM226 109V108H225ZM3 110H4V108H3ZM11 110H15V108L14 109H11ZM32 110V109H31ZM45 110V109H44ZM55 110V109H54ZM60 110V109H59ZM101 110H103V109H101ZM126 110V109H125ZM204 110V109H203ZM202 110V111H203ZM228 110V109H227ZM5 111V110H4ZM4 111L2 112L1 110H0V113H2V114H5L4 113ZM7 111H8V114H10V116H11V114H12V111L11 112H9V110L7 109ZM57 111V110H56ZM117 111H119V110H117ZM197 111V112H198ZM206 111V110H205ZM222 111V110H221ZM34 112V113H33ZM91 112V111H90ZM103 112V111H102ZM107 112H109V111H107ZM115 112V111H114ZM135 112V111H134ZM15 111L13 112V115L15 116V114L17 115L18 113L16 112L15 114ZM29 113H30V111H29ZM32 113L35 115V119H34V121H33V123L36 125V126H39L38 124H36L35 123V121L36 122H54V124H58V125H62V123L63 124H66V125H68L69 123H66V118H63V116H60V115H58L57 114V116H55L56 118H53L52 117V115L50 114V113H48V111H41L40 110V108H37L36 109V107H35V110H33L32 111ZM31 113V114H32ZM56 113V112H55ZM94 113V112H93ZM93 113H91V114H93ZM104 113V112H103ZM113 113V112H112ZM182 113L183 112H181L180 114L182 115ZM216 113V112H215ZM220 113V112H219ZM7 114V113H6ZM95 114V113H94ZM96 114H99V113H96ZM109 114V113H108ZM179 114V115H180ZM184 114V113H183ZM186 114V113H185ZM187 114H189V113H187ZM199 114H201V113H199ZM33 115V116H34ZM56 115V114H55ZM89 115V114H88ZM87 115V116H88ZM103 115V114H102ZM193 115H194V118L193 119H195V114L193 113ZM215 115V114H214ZM218 115V114H217ZM217 115H216V117H217ZM224 115V114H223ZM182 116H184V115H182ZM204 115H202V117H203ZM207 116V115H206ZM206 116H204V117H206ZM208 116H210V115H208ZM207 116V117H208ZM9 117V116H8ZM16 117V116H15ZM67 117V116H66ZM89 117V116H88ZM96 117V116H95ZM104 117V116H103ZM111 117V116H110ZM197 117V116H196ZM198 117H200V116H198ZM215 117V116H214ZM229 118L231 117V116H228ZM26 118V117H25ZM69 120H70V118L69 117H67ZM89 118H92V117H89ZM89 118H86L87 120H89ZM96 118H98V117H96ZM184 118H185V116H184ZM187 118V117H186ZM201 118V117H200ZM210 118V117H209ZM221 117H219V119H220ZM224 118V117H223ZM226 118V117H225ZM9 119V118H8ZM30 118H28V120H29ZM66 119V120H65ZM93 119V118H92ZM95 119V118H94ZM99 119V118H98ZM111 119H112V117H111ZM110 119V120H111ZM116 119V118H115ZM222 119V118H221ZM209 120H211V119H209ZM228 120V119H227ZM230 120V119H229ZM233 120V119H232ZM232 120H231V122H232ZM236 120H238V119H236ZM236 120H234L235 122H236ZM71 121V120H70ZM94 121H96V120H94ZM112 121V120H111ZM192 121H194V120H192ZM217 121V120H216ZM30 122V121H29ZM67 122H68V120H67ZM74 122V121H73ZM90 122V121H89ZM188 122H190V121H188ZM198 122V121H197ZM196 122V123H197ZM211 122V121H210ZM230 122V123H231ZM235 122H233L234 124H235ZM32 123V122H31ZM76 123V122H75ZM96 124H97V121L95 122ZM195 123V122H194ZM209 123V122H208ZM218 123H220L221 124V122H218ZM222 123H223V121H222ZM226 123V121L224 122V124ZM25 124H27V123H25ZM51 124V123H50ZM71 124V123H70ZM95 124V127H98L99 128V125L97 126ZM183 124H184V122H183ZM182 124V125H183ZM186 124V123H185ZM206 124V123H205ZM219 124V125H220ZM234 124H233V127L231 126V128L229 127V131L226 133V132H223V131H225V130H223L222 131V133H226V135L228 134L229 135V137H231V138H233L234 140H235V142H236V144H239V145H242L244 148H246V149H249V150H251V152H255V151H257V150H259V148L261 147V146H264V130H259L258 129V131L257 130H251L246 124H244V123H239V124H236L235 126H234ZM56 125H54V126H56ZM179 125H181V124H179ZM188 125V124H187ZM194 125V124H193ZM209 125H210V123H209ZM222 125V124H221ZM231 125V124H230ZM51 126V125H50ZM53 125H52V127H54ZM69 126V125H68ZM75 126V125H74ZM102 126H104V125H101V127ZM176 126V125H175ZM178 126V125H177ZM176 126V127H177ZM184 126V125H183ZM189 126V125H188ZM192 126V125H191ZM196 126H198L197 124H196ZM225 126L227 127V124H225ZM66 128H67V126H65ZM64 127V128H65ZM94 127V128H95ZM186 127V126H185ZM206 127H208L207 125H206ZM211 127H212V124H211ZM215 127V126H214ZM218 126L216 125V128H217ZM223 127V126H222ZM37 127H30L29 126V124H27V125H24V123H21L20 122V119L18 120V119H16V118H14L13 116H12V118L10 119V120H5V119H2V118H0V146H2V145H7V146H10V147H12L13 149H15V150H17L18 152H21V149H24V151L25 152H27V154L28 155H35V156H37L36 154H39V155H45V153H47L46 151L49 149L50 150V148H49V145L51 144V142H50V140L48 139V136L47 135H45L43 132H41V131H39V129H37V130H35ZM55 128V127H54ZM69 128V127H68ZM67 128V129H68ZM70 128H71V125H70ZM104 128L105 129H107V128H109V127H107L106 128V126H104ZM188 128H190V127H188ZM187 127H186V129H188ZM195 128V127H194ZM228 128V127H227ZM226 128V129H227ZM100 129H102L103 131L105 130V129H103V128H100ZM112 129V128H111ZM185 129V128H184ZM199 129H201V128H199ZM204 129V128H203ZM219 129H220V126H219ZM41 130H42V128H41ZM55 130V129H54ZM56 130H57V128H56ZM65 130V129H64ZM69 130V129H68ZM68 130L66 131V132H68ZM74 130V129H73ZM101 130V131H102ZM183 130V129H182ZM211 130V129H210ZM213 130V129H212ZM44 131V130H43ZM46 131V130H45ZM57 132H59V131H57ZM106 132V131H105ZM182 132V131H181ZM188 132H191V130L190 131H188ZM207 132V131H206ZM205 132V133H206ZM219 132V131H218ZM217 132V133H218ZM48 133V132H47ZM65 133V132H64ZM102 134H103V132H101ZM184 132H182V134H183ZM192 133V132H191ZM195 133V132H194ZM194 133H192V134H194ZM210 133V132H209ZM59 134V133H58ZM57 134V135H58ZM74 134H75V132H74ZM73 134V135H74ZM213 134V133H212ZM50 135V134H49ZM54 135H56V134H54ZM54 135H51V136H54ZM175 135V134H174ZM190 135V134H189ZM206 135L207 136H210V134H207L206 133ZM214 135V134H213ZM65 136V135H64ZM67 136V135H66ZM70 136V134L68 135V137ZM156 136V135H155ZM158 136V135H157ZM184 136V135H183ZM159 137V136H158ZM161 137V136H160ZM159 137V138H160ZM165 137V136H164ZM177 137H178V135H177ZM180 137V136H179ZM178 137V138H179ZM182 137V136H181ZM200 137V136H199ZM54 138V137H53ZM66 138V137H65ZM155 138V137H154ZM163 137H161V139H162ZM166 138V137H165ZM195 138V137H194ZM214 138V137H213ZM218 138H220V137H218ZM222 138H223V136H222ZM70 140H71V138H69ZM156 139V138H155ZM154 139V140H155ZM158 139V138H157ZM196 139V138H195ZM204 139H206V138H203L202 140H204ZM211 139H212V137H211ZM215 139V138H214ZM221 139V138H220ZM229 138H227V139H225V140H228ZM66 140V139H65ZM168 140V139H167ZM194 140V139H193ZM209 140V139H208ZM207 140V141H208ZM60 141V140H59ZM63 141H64V139H63ZM74 141V140H73ZM72 141V142H73ZM157 141V140H156ZM159 141V140H158ZM164 141H166V139L165 140H161V142L162 143H164ZM170 141V140H169ZM179 141V140H178ZM191 141V140H190ZM189 141V142H190ZM211 141V140H210ZM213 141V140H212ZM211 141V142H212ZM216 141H217V138H216ZM229 141V140H228ZM67 142V141H66ZM78 142V144H83V143H81V142H79V140L77 141ZM76 142V143H77ZM172 142V141H171ZM221 142V141H220ZM222 142H224L223 140H222ZM232 142H233V140H232ZM57 143V142H56ZM70 143V142H69ZM75 143V142H74ZM203 144H205V145H209L208 143H206V140H204L203 142H202ZM216 143H218V141L216 142ZM62 144V143H61ZM77 144V145H78ZM85 144V143H84ZM155 144H158V143H155ZM186 144V143H185ZM214 144V143H213ZM222 144V143H221ZM230 144V143H229ZM233 144H234V142H233ZM55 145V144H54ZM60 145V144H59ZM89 145H90V143H89ZM152 145V144H151ZM150 145V147H153L154 146V144H153V146H151ZM164 145V144H163ZM183 145V144H182ZM225 145V144H224ZM82 146V145H81ZM156 146V145H155ZM185 146V145H184ZM216 146V145H215ZM219 146V145H218ZM225 146H227V145H225ZM230 146V145H229ZM57 147V146H56ZM157 147V146H156ZM159 147V146H158ZM162 147V146H161ZM153 148H155V147H153ZM173 148V147H172ZM243 148V149H244ZM0 149H1V147H0ZM3 149V148H2ZM1 149V150H2ZM55 149V148H54ZM54 149L53 150H51V152L52 151H54ZM57 149H58V147H57ZM163 149V148H162ZM166 148H164L163 150H165ZM203 149V148H202ZM220 149H221V147H220ZM262 149V148H261ZM153 151H155L154 149H152ZM189 150V149H188ZM58 151H60L59 149H58ZM161 151V150H160ZM206 151H208V149H206ZM260 151V150H259ZM24 152V153H25ZM49 152V151H48ZM93 152V151H92ZM91 152V153H92ZM118 152V151H117ZM117 152H114V153H117ZM159 152V151H158ZM163 152V151H162ZM177 152H178V150H177ZM220 152V151H219ZM258 152V151H257ZM85 153H86V151H85ZM90 153V154H91ZM181 153V152H180ZM221 153V152H220ZM223 153V152H222ZM51 154V153H50ZM58 154V153H57ZM110 154V153H109ZM113 154V153H112ZM260 154H261V152H260ZM38 155V156H39ZM44 155L42 156V157H44ZM52 155V154H51ZM55 155V154H54ZM95 155V154H94ZM114 155V154H113ZM263 155V154H262ZM57 156V155H56ZM69 156H71V155H69ZM92 156V155H91ZM90 156V157H91ZM180 156V157H179ZM179 156H177V157H173V156H171L170 158H171V160H173V161H171V162H173V163H175L176 164V166H178V165H180L181 164V160H180V158H181V154H179ZM211 156H214V155H211ZM52 157V156H51ZM58 157H60V156H58ZM208 157H209V155H208ZM260 157V156H259ZM4 158V157H3ZM61 158V157H60ZM214 158V157H213ZM1 159V158H0ZM52 159H55V158H52ZM63 159V158H62ZM82 159V158H81ZM80 159V160H81ZM91 159V158H90ZM89 159V160H90ZM262 159V158H261ZM21 160V159H20ZM59 160V159H58ZM61 160V159H60ZM65 160H66V158H65ZM12 161V160H11ZM67 161V160H66ZM162 161V160H161ZM168 161V160H167ZM193 161V160H192ZM195 161V160H194ZM5 162V161H4ZM18 162H19V160H18ZM21 162V161H20ZM92 162V161H91ZM94 162V161H93ZM164 162V161H163ZM27 163V162H26ZM195 163V162H194ZM264 163V162H263ZM3 164V163H2ZM12 164H14V162H12ZM29 164H30V162H29ZM165 164H166V162H165ZM185 164V163H184ZM242 164V163H241ZM188 164H186L185 166H187ZM198 165V164H197ZM196 165V166H197ZM238 165L240 166V164L238 163ZM263 165V164H262ZM72 166V165H71ZM143 166V165H142ZM144 166H147V165H144ZM159 166V165H158ZM163 166V165H162ZM184 166V167H185ZM238 166V167H239ZM4 167H6L7 168V164L6 165H4ZM44 167V166H43ZM43 167H41V168H43ZM70 167V166H69ZM148 167V166H147ZM155 167V166H154ZM233 167H234V169H233ZM237 167V164H236V162L234 163V166H232V171H234V172H237L238 174H240V175H243V173H245V172H247V171H244L245 169L244 168H242L241 169V166H240V168H238ZM243 167V166H242ZM1 168V167H0ZM18 168V167H17ZM83 168V167H82ZM160 168V167H159ZM164 168V167H163ZM163 168L162 169H160V170H163ZM168 168V167H167ZM175 168V167H174ZM179 168V167H178ZM227 168H228V166H227ZM58 169V168H57ZM73 169V168H72ZM84 169V168H83ZM116 169V168H115ZM146 169V168H145ZM152 168H150V170H151ZM165 169V168H164ZM169 169H171L170 167H169ZM169 169H166L165 170V173L163 174L161 171H159V170H155V173H154V177L153 176H148V177H145V176H143L144 174H142V175H140V174H136V176L134 177V179L132 180V181H129L131 184H132V186H134V185H136V187L137 186H142V184L144 185L145 183L146 184H148L149 182L150 183H152L151 185H153L154 187H155V189H158V190H160V191H164L165 189H167L168 190V192H167V196H169L170 198H172L174 201H164V200H162L160 197H157L156 198V200H157V202L158 203H164V204H167V205H169V207L171 208V206H173L174 207V209H175V207H180V206H183L184 207V205H186L187 203H189V202H191L190 204H192V203H195L194 201H197L195 204L197 205V203L198 202H200V198L201 197H205V199H207V200H204V201H206V203L208 204V203H210V201H212V199L213 198H210L209 197V195L208 194H206V193H204V191H202V190H204L205 189V187H204V185H203V183L202 182H200V181H198V180H196V179H194V177L195 176H193V177H191V175H190V177H191V180H189V183H183V182H180V181H176L177 182V184H176V186H177V190H172V189H168V187L167 186H165L162 182L164 181V179H163V175H165L166 173H167V170H169ZM175 169H177V168H175ZM230 169H231V167H230ZM248 169V168H247ZM27 170V169H26ZM149 170V171H150ZM17 171V170H16ZM83 172V174H87L86 173V170H82ZM145 171V170H144ZM170 171H172V170H170ZM177 171V170H176ZM182 171H184V170H182ZM181 171V172H182ZM196 171V170H195ZM6 172H8V171H6ZM147 172V171H146ZM154 172V171H153ZM173 172V171H172ZM175 172V171H174ZM173 172V173H174ZM198 172V171H197ZM225 172H230V170H227V171H225ZM251 172V171H250ZM97 173L99 174V177H102V178H106V177H108L109 176V174L107 173V171H106V169L104 168V167H102V168H100L99 170H97ZM133 173V172H132ZM137 173V172H136ZM168 173H171V172H168ZM184 174L186 173V172H183ZM192 173V172H191ZM193 173H195V172H193ZM199 173V172H198ZM231 173V172H230ZM4 174V173H3ZM9 174V173H8ZM8 174H5V175H8ZM82 174V175H83ZM89 175H91V173H88ZM178 173H176V175H177ZM179 174H180V172H179ZM254 174V173H253ZM51 175V174H50ZM55 175V174H54ZM146 175V174H145ZM51 176H53V174L51 175ZM1 177V176H0ZM6 177V176H5ZM48 177V176H47ZM78 177V176H77ZM84 178H85V176H83ZM93 177V176H92ZM92 177H91V179H92ZM237 177V176H236ZM51 178V177H50ZM166 178H167V176H166ZM166 178H165V180H166ZM239 178V177H238ZM241 178V177H240ZM4 179V178H3ZM22 179H24L23 181H22ZM77 179V178H76ZM90 179V180H91ZM162 179H163V181H162ZM176 179V178H175ZM244 179V178H243ZM247 179H249V177L247 178ZM7 180H9V179H7ZM51 180H53L52 178H51ZM56 179H54V181H55ZM66 180V179H65ZM74 180V179H73ZM95 180H97L98 181V186L97 187H99V188H104V187H106L105 186V184L103 183V181H101V179H95ZM3 181V180H2ZM45 182V178H40V177H35V176H28V175H26L25 173H23V172H20V173H16V172H14L13 173V176H12V180H9V185H7V186H9L10 188L11 187H13V189H15V191H12V192H10V191H7V195H8V197L10 198V199H14V198H16V197H18L19 199H21V201L22 202H26V201H28V200H35V199H39L40 197H43V196H40V193L38 192V191H36V190H34L33 188H32V185L33 184H35L36 182ZM59 181V180H58ZM75 181H77V180H75ZM85 181V180H84ZM184 181V180H183ZM186 181V180H185ZM188 181V180H187ZM248 181V180H247ZM40 182V183H41ZM70 182V181H69ZM68 182V183H69ZM78 182V181H77ZM148 182V183H147ZM166 182V181H165ZM56 183H58V182H56ZM64 183V182H63ZM71 183H73V181H71ZM118 183V182H117ZM49 184V186L50 187H53L54 188V190H55V185H53L52 183H48ZM48 184H43L44 186L45 185H48ZM61 184V183H60ZM122 184V183H121ZM121 184H120V187H121ZM130 184V185H131ZM134 184V185H133ZM205 184V183H204ZM210 184V183H209ZM250 184V183H249ZM1 185H2V183H1ZM37 185V184H36ZM72 185V184H71ZM75 185V184H74ZM76 185H77V183H76ZM78 185H79V183H78ZM95 185H97V184H95ZM115 185V184H114ZM41 186V185H40ZM58 186H59V184H58ZM61 186V185H60ZM86 186H88L87 184H86ZM176 186H174V187H176ZM181 186V187H180ZM41 187H43V186H41ZM64 187V186H63ZM65 187H66V184H65ZM69 187V186H68ZM89 187V186H88ZM91 187V186H90ZM113 187H115V186H113ZM118 187V186H117ZM146 187V186H145ZM150 187V186H149ZM148 187V188H149ZM23 188V189H22ZM46 188V187H45ZM73 188V187H72ZM147 188V187H146ZM158 190H157V192H158ZM210 190H212V189H210ZM207 192H208V190H207ZM209 192H211V191H209ZM215 193V192H214ZM155 194V193H154ZM160 194V193H159ZM162 194V193H161ZM223 195H225V194H223ZM227 195V194H226ZM140 196V195H139ZM147 196V195H146ZM165 196V195H164ZM212 196V195H211ZM237 196V195H236ZM141 197V196H140ZM239 197H240V195H239ZM241 197L243 198V195H241ZM142 198V197H141ZM155 198V197H154ZM223 198V197H222ZM236 198V197H235ZM238 198V197H237ZM236 198V199H237ZM40 200V199H39ZM136 199H134V201H135ZM203 200V199H202ZM221 200V199H220ZM41 201V200H40ZM226 201V200H225ZM34 202V201H33ZM35 202H38V200L36 201L35 200ZM132 202V201H131ZM229 202H232V201H229ZM234 202H237V201H234ZM202 203V202H201ZM206 203H204V204H206ZM212 203V202H211ZM225 203H227V202H225ZM137 204V203H136ZM142 204V203H141ZM189 204V205H190ZM195 204H193V205H195ZM200 204V203H199ZM224 204V203H223ZM188 205V206H189ZM224 205H226V204H224ZM198 206V205H197ZM196 206V207H197ZM232 206V205H231ZM192 207V206H191ZM191 207H190V209H191ZM200 207V206H199ZM225 207V206H224ZM228 207V209H230L231 207L230 206H227ZM235 207V206H234ZM236 208V207H235ZM171 209H173V208H171ZM184 209V208H183ZM239 209V208H238ZM240 209H242V208H240ZM245 209V208H244ZM260 209V208H259ZM261 209L262 210H264L263 209V207L261 206ZM178 210V209H177ZM249 210V209H248ZM197 211V210H196ZM238 212H240L241 210H237ZM246 211V210H245ZM255 211V210H254ZM261 211V210H260ZM249 213H251L250 211H249ZM253 213V212H252ZM256 213V212H255ZM260 213V212H259ZM264 213V212H263ZM240 213H238V215H239ZM244 214V213H243ZM248 214V213H247ZM238 215H236V216H238ZM241 215V214H240ZM249 215V214H248ZM260 215H262V213H260ZM264 215V214H263ZM11 216V215H10ZM10 216H7L6 218H8L7 219V221H9V220H11V218H10ZM215 216V215H214ZM216 217V216H215ZM231 220H232V218H230ZM259 220V219H258ZM33 222L32 223H29L28 225V228H26V229H24L23 227H21L22 229H20L21 230V232H26V233H28L30 236L32 235H35V234H37V233H39V232H43L44 234L45 233H47L48 231H47V229H46V227H45V225H44V227H42L43 226V224L41 223V220H40V218L38 219V222H35L34 220H32ZM10 223V222H9ZM236 223L237 222H235V220L233 219L232 220V222H229V223H227V224H230V225H225V227L227 228V229H229V231H231L232 233H233V236L232 237H235V235L236 234H238L239 233V228L238 227H236V226H238V225H236ZM42 225V226H41ZM2 226V225H1ZM33 226H35V227H33ZM8 228L7 229H5V228H2V234H1V237H3V238H11L12 236H13V234L14 233H16V228H14L13 226H10V225H8L7 226ZM40 227H41V229H40ZM20 230H19V232H20ZM228 231V230H227ZM100 232V231H99ZM42 233V234H43ZM67 233V232H66ZM101 233V232H100ZM99 233V234H100ZM229 233V232H228ZM19 234V233H18ZM98 234V233H97ZM105 234V233H104ZM47 235V234H46ZM26 236V235H25ZM37 235H35V237H36ZM39 236V235H38ZM110 237H111V234L109 235ZM101 237V236H100ZM24 239V238H23ZM103 238H101L100 240H102ZM17 240H18V238H17ZM32 240V239H31ZM99 241V240H98ZM103 241V240H102ZM101 241V242H102ZM17 242H20V241H17ZM100 242V241H99ZM99 244V243H98ZM15 246V244H14V242H11L10 243V246L7 248V250H9V249H11V248H13ZM91 246V245H90ZM99 246V245H98ZM105 248H106V246H105V244L103 245ZM94 246H92V248H93ZM101 247V246H100ZM89 247H87V249H88ZM90 249V248H89ZM94 249V248H93ZM98 249H100V248H98ZM91 250V249H90ZM103 250V247H102V249L100 250V251H98L97 253H94V252H92V250L91 251H89L88 253H87V255L85 256V258H86V260H87V262L89 261L90 262V264H112L111 263V257H113V254H111V252H110V254L108 253V255H107V257L105 256V255H103V253H104V251H103V253L101 252ZM109 252V251H108ZM106 253V252H105ZM81 254V253H80ZM72 256V255H71ZM83 256V255H82ZM81 258V257H80ZM79 260V259H78ZM235 260H229V261H227L226 262V264H233V262H234ZM84 263H85V261H84ZM114 264H115V262H114Z\"/></svg>","mask_w":264,"mask_h":264},{"label":"built area","instance_id":"2783aa9c","mask_svg":"<svg viewBox=\"0 0 264 264\" xmlns=\"http://www.w3.org/2000/svg\"><path fill=\"white\" fill-rule=\"evenodd\" d=\"M1 234H2V226L0 225V236H1Z\"/></svg>","mask_w":264,"mask_h":264}]
</instances>
